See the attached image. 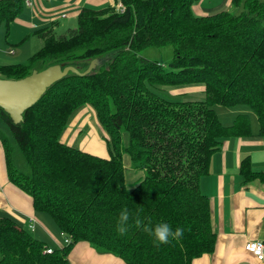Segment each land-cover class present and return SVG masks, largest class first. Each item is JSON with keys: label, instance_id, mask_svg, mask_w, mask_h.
Returning a JSON list of instances; mask_svg holds the SVG:
<instances>
[{"label": "trees", "instance_id": "1", "mask_svg": "<svg viewBox=\"0 0 264 264\" xmlns=\"http://www.w3.org/2000/svg\"><path fill=\"white\" fill-rule=\"evenodd\" d=\"M114 1L123 9L83 5L77 26L66 33H55L57 20L35 28L41 47L22 62L0 64V77L16 79L51 64L83 71L91 59L111 52L89 72L69 71L46 87L18 122L0 106V117L29 166V172L16 167L11 141L1 135L9 181L69 238L47 252L49 244L0 214V264H71L68 253L78 241L125 264H191L212 252L216 241L199 178L224 138L252 134L248 113L240 111L225 124L214 105L249 107L257 135L264 136V0H230L235 12L207 15L193 12L195 0ZM24 5V0H0L5 33ZM167 44L173 54L166 67L139 55L148 46ZM192 83L202 84L203 99L156 91L158 85ZM83 104L93 107L108 135L109 157L59 138L70 114ZM123 151L144 173L132 186L124 180ZM239 172L244 183L264 180V169L253 171L247 156ZM124 209L129 220L120 234ZM160 222L182 228V237L157 246L144 228Z\"/></svg>", "mask_w": 264, "mask_h": 264}, {"label": "crops", "instance_id": "2", "mask_svg": "<svg viewBox=\"0 0 264 264\" xmlns=\"http://www.w3.org/2000/svg\"><path fill=\"white\" fill-rule=\"evenodd\" d=\"M24 1L22 11L8 26L10 32L15 29L23 34L21 42L12 44L6 40L10 45L6 47V53L13 60L0 51V64L21 62L19 60L30 55L21 47L35 28L57 20V27L66 26L68 29L74 27V19L83 5L101 7L115 4L114 0ZM230 7V0H195L192 4V10L197 15L212 14ZM60 19H64L62 25L59 24ZM4 123L0 117V133L4 130ZM257 127L251 121L250 136L224 138L211 154L208 172L199 178V188L208 197L211 228L216 234V241L212 252L193 258L191 264H264L243 248L248 240L264 241V180L254 178L244 183L239 172L240 160L245 156L253 171L264 169V136L257 135ZM83 129L86 133L80 135ZM107 137L93 107L83 104L70 114L59 138L91 154L109 157ZM122 163L127 186L134 185L143 177V170L133 167L129 155L122 154ZM0 214L9 216L39 239L46 233L56 246L63 242L61 232L56 235L50 220H46L45 216L40 218L35 212L29 195L9 181L1 143ZM31 219L36 220L33 228L30 227ZM68 259L71 264H125L115 255L97 252L86 241L76 242L68 253Z\"/></svg>", "mask_w": 264, "mask_h": 264}, {"label": "rangeland", "instance_id": "3", "mask_svg": "<svg viewBox=\"0 0 264 264\" xmlns=\"http://www.w3.org/2000/svg\"><path fill=\"white\" fill-rule=\"evenodd\" d=\"M122 9H123V6H122ZM229 10L234 11V9H232V8H230ZM63 20L64 19L59 20L60 25H62L61 23L63 22ZM74 26L75 27L77 26L76 18L74 19ZM66 30H67L66 26L65 27L59 26L55 29V33L56 34L66 33L65 32ZM7 33H5L4 24H1L0 25V51L6 58L13 60V58H11L10 55L6 53V47L10 46L6 42V40L12 44L13 43L19 44L21 42L20 39H21V36L23 34H20L15 29L11 30V32L8 29ZM42 43H43V41L40 37H38L37 35H34V33L33 34L31 33V35L29 36V39L26 42H24V44L21 48L23 50L29 52V54H32L33 52H35L36 50H38L41 47ZM172 54H173V49H172V46L170 44L159 46V47L148 46L139 52L140 56H144V57L149 58V59L157 60L165 67L168 65L169 61L171 60ZM110 57H111V52L109 51V52H105V54H103L100 57L101 60L99 58H97V60H98V62L106 61V60L110 59ZM26 58L27 57L22 58L19 61L22 62ZM15 61H17V60H15ZM88 63L89 62H87V65H88ZM96 66H97V64H96ZM171 90H174L176 92L172 93ZM156 91H158L160 93H166V94H168V92H169L172 94V96H175L178 99H203L204 98V91H203V86L201 83L182 84V85H158L156 87ZM214 108H215V112H216L218 118L220 119V121L225 123V124L230 123L232 117L236 113L242 111V112H246L250 115V119H251L250 121L253 122L254 126H258L254 112L247 106H244L242 104L233 105V106H225V105H221V104H216V105H214ZM4 124H5L4 130H2L0 134L11 141V144L13 147V160H14L16 167L21 171L29 172V166L26 163L22 152L20 151L19 147L16 145V143L12 139L11 133H10L6 123H4ZM85 133H86V131L83 129L81 131L80 135H83ZM128 137H129L128 132L123 130L121 133V138H122V142L124 145H126L128 143ZM122 153L129 155L126 151H123ZM37 213L39 214L40 218H44V216H45L46 220L47 219L50 220L51 224L54 226V229L56 231V235H59L60 231L57 229L56 225L53 223L51 218L48 215H46L45 213H42V212H37ZM46 224H47V222H46ZM39 227H42V226H38V228ZM40 237H41L40 239L44 240L47 244H49L53 247L56 246L54 241L50 238V235L47 236V234L45 233L44 237L43 236H40Z\"/></svg>", "mask_w": 264, "mask_h": 264}, {"label": "water", "instance_id": "4", "mask_svg": "<svg viewBox=\"0 0 264 264\" xmlns=\"http://www.w3.org/2000/svg\"><path fill=\"white\" fill-rule=\"evenodd\" d=\"M97 63V58L91 59L83 71H79L72 65L51 64L40 70L34 69L29 75L21 78L0 77V106L13 121L18 122L21 119L22 111L35 102L50 84L69 71L80 74L87 73Z\"/></svg>", "mask_w": 264, "mask_h": 264}, {"label": "clouds", "instance_id": "5", "mask_svg": "<svg viewBox=\"0 0 264 264\" xmlns=\"http://www.w3.org/2000/svg\"><path fill=\"white\" fill-rule=\"evenodd\" d=\"M129 220V213L127 209H124L119 214L120 225L118 227V232L124 234L127 231V228L124 226ZM136 226L139 228L142 226V221L137 218L135 220ZM145 231L149 232L154 237V240L159 246L160 244H168L171 239H179L183 235V229L177 227L175 230L167 223L160 222L152 226L151 228L145 227Z\"/></svg>", "mask_w": 264, "mask_h": 264}, {"label": "built area", "instance_id": "6", "mask_svg": "<svg viewBox=\"0 0 264 264\" xmlns=\"http://www.w3.org/2000/svg\"><path fill=\"white\" fill-rule=\"evenodd\" d=\"M118 9H122V5L118 3L116 5ZM31 224L30 227H34V222L36 221L35 219H31ZM62 234V233H61ZM63 236V234H62ZM69 241V238L66 236H63V242L58 244L57 246L60 247L62 244L67 243ZM243 248L251 253L257 260L259 261H264V241L263 240H248L244 243ZM45 251L50 252L51 247H47Z\"/></svg>", "mask_w": 264, "mask_h": 264}]
</instances>
